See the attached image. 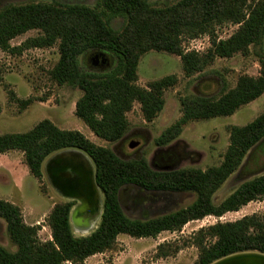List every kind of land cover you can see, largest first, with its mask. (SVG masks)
<instances>
[{"label": "trees", "instance_id": "1", "mask_svg": "<svg viewBox=\"0 0 264 264\" xmlns=\"http://www.w3.org/2000/svg\"><path fill=\"white\" fill-rule=\"evenodd\" d=\"M115 19L121 23L118 29L112 26ZM225 24L238 27L227 39H216V27ZM32 30L38 32L36 37L17 47L10 45L11 40ZM203 35L211 38L205 54L183 52V37L193 39ZM263 39L264 0H178L161 6L149 0H97L94 7L27 3L0 9V50L21 53L30 48L56 46L59 58L49 72L50 80L82 92L75 103V116L96 137L109 143L126 134L129 126L126 114L133 103L139 104L143 118L150 122L163 108V92L176 83L174 76H167L146 88L137 86L138 63L144 54L155 51L176 55L184 74L190 77L216 58L227 59L238 53L247 56L251 47L261 49L258 76H240L234 88L217 98L182 99L181 118L156 140V144L165 145L179 136L187 122L230 116L263 94ZM95 51L112 53L115 64L111 70L96 73L81 66L80 57ZM16 102L27 106L32 101ZM263 139L264 113L244 126L230 128L229 145L219 165L205 170H154L144 158L120 159L79 131L59 129L48 119L24 133L2 134L0 154L21 152L36 180L41 179L42 164L48 156L63 150L84 153L93 165L102 212L94 231L76 237L70 224L74 202L56 203L46 219L51 240L41 242L37 236L39 227L25 224L17 206L0 200V219L16 247L15 252H10L0 246V264H82L87 258L111 249L121 234L137 239L156 238L161 232L179 231L188 222L206 216L219 218L250 202L261 201L264 176L241 183L220 203H215L213 196ZM124 186L147 192L192 193L195 197L192 203L173 212L145 220L130 219L119 203V191ZM193 243L198 249L193 264H212L240 253L264 254V217L252 214L200 228Z\"/></svg>", "mask_w": 264, "mask_h": 264}, {"label": "rangeland", "instance_id": "2", "mask_svg": "<svg viewBox=\"0 0 264 264\" xmlns=\"http://www.w3.org/2000/svg\"><path fill=\"white\" fill-rule=\"evenodd\" d=\"M96 1L0 0V9L10 4L27 3L94 7ZM176 1L178 0H149L156 6ZM120 24L118 19L112 21V26L116 29ZM237 27L233 24L216 27V39H227ZM37 35V31H29L11 40L10 45L17 47ZM210 43L211 38L208 35L193 39L183 37L181 47L184 53L203 55L210 49ZM261 48L264 49V39ZM260 53V48L251 47L247 56L238 53L227 59L216 58L203 71L190 77L184 74L178 56L155 51L144 54L138 63L137 86L146 88L149 83L167 76H174L176 83L163 92V108L150 122L143 118L139 104L133 103L131 111L126 114L129 124L126 134L121 140L109 143L96 137L75 116V103L82 92L68 85L58 86L50 80L49 72L59 58L56 46L30 48L21 53L0 50V135L24 133L39 121L48 119L59 129L79 131L94 144L109 148L123 160L144 158L154 170H205L219 165L222 161L229 145L231 127L244 126L264 113V92L230 116L187 122L182 126L179 136L165 145L156 144V140L181 118V101L185 97L217 98L222 92L234 88L240 76H258ZM79 61L84 69L96 73L109 71L115 64L114 56L108 52H89L82 55ZM27 99L32 101L27 106L16 102ZM65 151L67 150L54 153L45 159L40 180H36L29 173L21 152L9 151L0 154V200L17 206L25 224L39 227L37 236L41 242L51 240L46 219L56 203L74 202L70 224L76 237L89 235L100 221L101 195L98 198V209L82 207L80 201L65 196L52 179L50 169ZM256 176H264V139L248 152L241 166L214 194L213 201L220 203L241 183ZM194 197L192 193L147 192L134 186H124L119 191V203L123 213L130 219L138 220L184 208L192 203ZM252 214L264 217V199L250 202L237 212H228L219 218L206 216L201 220L188 222L179 231L161 232L156 238L137 239L121 234L111 249L87 258L82 264H193L198 256L193 236L200 228L217 222H233ZM0 246L10 252L16 251L6 233V224L1 219Z\"/></svg>", "mask_w": 264, "mask_h": 264}, {"label": "water", "instance_id": "3", "mask_svg": "<svg viewBox=\"0 0 264 264\" xmlns=\"http://www.w3.org/2000/svg\"><path fill=\"white\" fill-rule=\"evenodd\" d=\"M62 159H64L65 155L70 156L71 159L67 160L68 166L66 164L63 166L65 173L59 176V179L56 180V185L60 188V191L65 196H68L72 199L81 200L82 203H86L85 199H87L86 190L88 189V185L91 186L92 190L97 196V199H100L99 189L96 186L94 179V169L90 159L82 152L78 150H67L62 153ZM84 157L88 162V170L90 171L88 180L84 175V166H83V158ZM73 160V161H72ZM66 162V160H64ZM87 169V168H86ZM77 173H80L79 175ZM83 173V175H82ZM62 187L64 188L63 190ZM71 188H76L77 191ZM79 193L81 198L73 196L72 194ZM84 200V201H83ZM102 205V201H101ZM74 210V209H73ZM72 211V210H71ZM70 212V218L72 216ZM212 264H264V254L248 252V253H240L228 256L226 258L220 259Z\"/></svg>", "mask_w": 264, "mask_h": 264}, {"label": "flooded vegetation", "instance_id": "4", "mask_svg": "<svg viewBox=\"0 0 264 264\" xmlns=\"http://www.w3.org/2000/svg\"><path fill=\"white\" fill-rule=\"evenodd\" d=\"M65 165V162H64V159H62V158H60L59 160H57L56 161V164L53 166V167H55V168H57V167H60V166H62V168H63V166ZM52 171H53V169L51 168L50 169V172H51V175H52V179H54L55 181H56V179H58L59 178V176L61 175V174H59V172H57V170L55 171L56 172V174H52ZM63 171V170H62ZM63 173H65V172H63ZM62 173V174H63ZM64 188L62 187V189L61 190H63ZM72 189V188H71ZM73 190V189H72ZM86 195L88 196L87 197V199H85V202L86 203H84L85 204V206H83L82 204H81V206L82 207H86V208H91V209H98V207H99V203H98V199H97V197H96V194L94 193V191L92 190V188H91V186L90 185H88V189L86 190ZM77 196H78V193H75ZM80 196V195H79ZM74 206H75V204H74Z\"/></svg>", "mask_w": 264, "mask_h": 264}, {"label": "bare ground", "instance_id": "5", "mask_svg": "<svg viewBox=\"0 0 264 264\" xmlns=\"http://www.w3.org/2000/svg\"><path fill=\"white\" fill-rule=\"evenodd\" d=\"M63 157H65L64 158V160H66V162L65 163H67L66 164V167L69 165L68 164V162H67V160H69V159H71V157L70 156H67V155H65V156H63ZM83 158V166H84V175L86 176V178L88 179V180H90V178H89V175H90V171L88 170L89 168H88V162H87V160L84 158V157H82ZM73 161V160H72ZM56 167V166H55ZM55 167H52V169H53V171H52V174L54 175V174H56V170H57V172H59V174H62L63 172H65V170H64V168H62V166H60V167H57V168H55ZM87 168V169H86ZM63 170V171H62ZM78 175L80 174V173H77ZM82 175H83V173H82ZM59 179V178H58ZM57 180V179H56ZM72 189H74L75 191H77L76 190V188H72ZM73 196H76V197H78V198H81V195L79 196V193H78V196L76 195V194H72ZM97 197V196H96ZM82 199V198H81ZM80 201V203L83 205V206H85V204L84 203H82L81 202V200H79ZM84 201V200H83ZM78 208H79V206H77ZM76 207V208H77ZM75 208V209H76Z\"/></svg>", "mask_w": 264, "mask_h": 264}]
</instances>
